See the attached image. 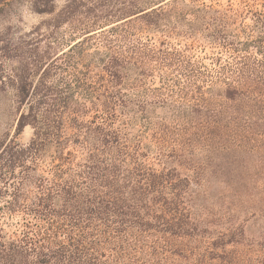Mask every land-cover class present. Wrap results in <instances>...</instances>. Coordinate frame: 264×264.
<instances>
[{"label": "trees", "instance_id": "trees-1", "mask_svg": "<svg viewBox=\"0 0 264 264\" xmlns=\"http://www.w3.org/2000/svg\"><path fill=\"white\" fill-rule=\"evenodd\" d=\"M55 2L0 40V264H264V0Z\"/></svg>", "mask_w": 264, "mask_h": 264}, {"label": "rangeland", "instance_id": "rangeland-1", "mask_svg": "<svg viewBox=\"0 0 264 264\" xmlns=\"http://www.w3.org/2000/svg\"><path fill=\"white\" fill-rule=\"evenodd\" d=\"M116 0H114L115 2ZM225 1V0H223ZM35 0H0V40L8 38H19L36 26L49 27L53 21L54 14L39 13L33 7ZM66 0H56V9L63 7ZM119 2L117 1L116 4ZM67 28L63 26L61 30ZM66 37L70 38L68 35ZM4 41H1L0 46ZM1 55V51H0ZM4 64L5 81L12 74L11 61L5 56L0 57ZM14 90L7 87L0 90V142L15 134L18 114L14 107ZM32 128L26 127L19 135L21 142H27L32 135Z\"/></svg>", "mask_w": 264, "mask_h": 264}]
</instances>
